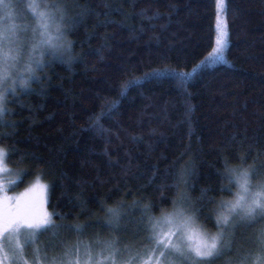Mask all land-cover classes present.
Segmentation results:
<instances>
[{
	"label": "trees",
	"instance_id": "trees-1",
	"mask_svg": "<svg viewBox=\"0 0 264 264\" xmlns=\"http://www.w3.org/2000/svg\"><path fill=\"white\" fill-rule=\"evenodd\" d=\"M29 3L12 0L24 17L16 25L28 28L22 55L27 51L33 70L0 102L7 110L0 147L9 153L12 176L25 174L17 191L43 173L48 211L68 216L56 223H103L117 205L124 206L125 221L138 220L149 203L159 217L179 201L211 198L203 211L208 215L217 202L232 199L220 192L221 186L235 190L224 179L226 163L239 169L246 157L244 168L263 164L264 0H226V62L200 68L216 46V0H46L62 9H45L43 2L40 8L59 16L46 33L59 46L36 52L32 45L41 37L31 31L37 20ZM165 68L192 76L179 85L162 73L121 95L129 81ZM102 112L99 130L93 125ZM214 218L201 220L212 232ZM243 228L217 264L256 254L253 241L264 225ZM63 235L88 242L114 234L96 227L82 237Z\"/></svg>",
	"mask_w": 264,
	"mask_h": 264
},
{
	"label": "snow or ice",
	"instance_id": "snow-or-ice-1",
	"mask_svg": "<svg viewBox=\"0 0 264 264\" xmlns=\"http://www.w3.org/2000/svg\"><path fill=\"white\" fill-rule=\"evenodd\" d=\"M42 2L45 9L52 8L62 13L58 3L48 5L46 0H31L28 4L33 17L37 20L36 28L31 31L33 36L41 37L38 43L32 45L33 52L41 48L52 49L59 46L53 42L54 38L51 35H46L51 25L55 23V16L49 11L40 10ZM0 5L8 7L5 0H0ZM216 8V46L196 65L197 68L226 62L223 55L229 35L225 21L226 0H216ZM10 31L12 30L7 27L0 31V88L3 89L0 92V101H3L10 91H15L14 88L9 89L7 83L12 77L10 70L19 63L24 47L19 34L13 32L10 36L8 34ZM23 31L27 32L28 28ZM55 40H60V37H55ZM43 54L41 52V56ZM36 63L38 67H44L39 61ZM27 70L31 72L33 69L29 66ZM162 73H167L179 85H184L192 76L191 72L176 69H153L137 80L129 81L121 95L126 94L127 87L138 84L141 80L158 78ZM20 83L27 82L21 80ZM6 111V108L0 106V127L4 126L2 118ZM106 115L102 112L96 118L93 127L102 130L100 123ZM8 156V151L0 147V165H6ZM20 162L23 163V160ZM245 163L246 157H242L239 169L230 168L227 163L225 164L224 179H227L229 185L235 187L236 191L233 193L232 187H221L220 192H227L232 199L217 202L208 215H203V211L206 205L213 203L211 198L193 204L177 203L171 211L161 213L159 217L151 215L152 205L149 203L144 205L140 219L125 221L124 215L121 214L124 206L117 205L115 208L107 209L103 223L97 221L95 224H58L56 219L67 220V214L36 211L34 202L29 199L30 193L35 192L37 188L46 194L50 187L41 183L43 173L37 175L35 184L30 189L16 197L7 195L8 191L18 186L13 182L4 189L5 200L0 202V264H15L16 261L30 264L25 257V249L37 244L39 238L47 234H51L52 240L45 247L33 250L34 264H109V262L117 264V257L120 255H130V259L121 260L119 264H133L134 261L140 260H143V264H166V260L167 264H217L224 255L232 251L238 228L264 222V179H258V173L260 169H264V165L257 166L253 161V167L244 168ZM3 172H8L6 166ZM24 175L20 173L17 179L22 181ZM254 180L257 182L253 183ZM206 194L207 190H202L201 199ZM44 202H47L46 195ZM141 203L134 202L132 207H139ZM213 217L214 232L201 223V220L208 222ZM128 224L132 225L131 229L127 227ZM96 227L113 233L114 237L123 234L127 239L105 240L95 236L88 242L77 240L70 243L63 235L71 233L82 237L86 229ZM253 243L256 247L254 256L248 253L241 259L224 261V264H264V228L258 231ZM49 251L54 253L51 257L46 255ZM174 257H180L179 261H174Z\"/></svg>",
	"mask_w": 264,
	"mask_h": 264
},
{
	"label": "rangeland",
	"instance_id": "rangeland-1",
	"mask_svg": "<svg viewBox=\"0 0 264 264\" xmlns=\"http://www.w3.org/2000/svg\"><path fill=\"white\" fill-rule=\"evenodd\" d=\"M5 3L8 5V7H3L2 5H0V31H3L5 29V27L11 29L12 31H10L8 34L11 36L13 32H17L19 34H21V42L24 41L25 39V35L26 32L23 31L25 29L24 26H20L18 27L16 25V20L17 18L20 19H24V17L22 18V14H20V12H17L14 8H12V0H5ZM10 8L9 13H5L4 10ZM225 13H226V9H225ZM27 19V18H26ZM24 43V42H23ZM58 44V43H57ZM27 51L25 53V55L21 56V59L19 61V63L17 64V66L14 69H11L10 71L12 72V77L11 79L8 81L7 83V87L10 88L12 86L13 81H18L19 78H23L22 73L26 72L27 70ZM18 77V78H17ZM3 89L0 88V92H2ZM1 102V101H0ZM264 165V163L262 164ZM7 167L8 172L4 173L3 172V168ZM258 179H264V169H260V172L258 173ZM36 178L30 182L27 186L19 189V191L16 190L17 186L14 188L15 191L14 194L12 195V197H16L19 196L21 193L26 192L28 189H30L34 184H35ZM13 182H15L17 185L19 183V180L14 178L11 174L10 169L8 168L7 164L6 165H0V186H4L5 188L12 184ZM257 181H253V183H256ZM41 183L43 184H47L44 180L41 181ZM18 189V188H17ZM236 191V189L233 191V193ZM46 195L47 198V202H48V190L45 193H41V191L39 190V188L36 189L35 192L30 193L29 195V199L31 201L34 202L35 204V208L36 211H41V210H46L47 209V202H44V196ZM5 200V194L4 196L0 197V202H3ZM49 212V211H48ZM260 224L264 225V222H260V223H255L253 226L248 227L250 230H254L255 228H258L260 226ZM244 226H241L240 228H238L237 230H240L239 233L243 232V228ZM236 230V233H237ZM75 235V234H74ZM70 243L76 242V240L73 239L72 235H68V237H65ZM75 238V237H74ZM111 238H117L120 240H124L121 236L120 237H114V235H112ZM52 240L51 234H47V235H43L39 238V241L37 244L33 245L32 247L26 248L25 249V254L29 255V259H31V263L30 264H34V255H33V250L37 247L43 248L45 247L47 244H49V242ZM123 247V246H121ZM99 250V248H97V251ZM54 253L49 251V254L46 253V255H48L49 257H51ZM95 255V253H94ZM127 255H120L117 257V264H119L120 261L118 260H125ZM123 257V258H122ZM180 257H174V261H179ZM15 264H22V262L17 261V263ZM110 264V262H109ZM139 264H143V260H141V263ZM166 264H167V260H166Z\"/></svg>",
	"mask_w": 264,
	"mask_h": 264
},
{
	"label": "bare ground",
	"instance_id": "bare-ground-1",
	"mask_svg": "<svg viewBox=\"0 0 264 264\" xmlns=\"http://www.w3.org/2000/svg\"><path fill=\"white\" fill-rule=\"evenodd\" d=\"M49 9H50V8H49ZM65 9H66V8H65ZM53 10H56V9H53ZM53 10H51V11H53ZM47 11H48V10H47ZM54 12H55V11H54ZM54 12H53V13H54ZM64 12H65V11H64ZM57 13H58V12H57ZM60 13H61V12H60ZM56 15H57V14H55V17H56ZM62 16H63V14H62ZM57 17L59 18L58 15H57ZM57 17H56V18H57ZM62 18H63V17H62ZM65 19H66V18H65ZM62 20H64V19H62ZM57 22H58V21L56 20V24H55V26L58 25ZM60 24H61V22H60ZM60 24H59V25H60ZM59 25H58V26H59ZM73 25H74V24H73ZM51 26H52V25H51ZM55 26H54V27H55ZM52 27H53V26H52ZM69 28H70V27H69ZM71 28H72V25H71ZM72 29H73V28H72ZM54 42H56V41H54ZM52 49H53V48H52ZM55 50H56V49H55ZM54 52L56 53L57 51H52V52H50V53H54ZM46 54H47V56H48V53H46ZM57 54H58V52H57ZM50 55H51V54H50ZM52 55H56V54H52ZM49 57H50V56H49ZM50 59H51V58H50ZM59 59H60V58H59ZM46 60H47V58H46ZM48 60H49V59H48ZM55 60H56V59H55ZM57 60H58V59H57ZM53 61H54V60H53ZM33 62H34V61H33ZM48 63H49V62H48ZM28 66H29V65H28ZM45 66H46V65H45ZM44 69H45V68H44ZM36 74H37V73H36ZM38 81H39V80H37V82H38ZM28 84H29V83H28ZM5 120H6V119H5ZM261 162H262V161H261ZM263 163H264V162H263ZM245 164H246V163H245ZM245 164H244V165H245ZM240 165H241V164H240ZM244 165H243V166H244ZM246 165H247V164H246ZM248 166L251 167L250 164H248ZM250 167H248V168H250ZM252 167H253V166H252ZM178 168H181V167L179 166ZM246 168H247V167H246ZM32 179H33V178H32ZM32 179H31V180H32ZM27 181H28V180H27ZM25 182H26V181H25ZM26 184H27V183H26ZM19 187H20V186H19ZM22 187H24V186H21V188H22ZM221 187H222V186H221ZM221 187H220V188H221ZM232 190H233V189H232ZM223 196H225V194H224ZM183 200H184V199H183ZM223 200H224V199H223ZM178 201H179V200H177V202H178ZM190 201H191V200H190ZM190 201H189V202H190ZM177 202H176V203H177ZM179 202H180V201H179ZM179 202H178V203H179ZM182 202H183V201H181V203H182ZM184 202H187V201L184 200ZM184 202H183V203H184ZM191 202H192V201H191ZM191 202H190V203H191ZM183 203H182V204H183ZM188 204H189V203H188ZM174 205H175V204H174ZM139 211H142V210L140 209ZM131 213H132V212H131ZM134 214H135V213H134ZM213 218H214V217H213ZM213 221H215V218H214Z\"/></svg>",
	"mask_w": 264,
	"mask_h": 264
},
{
	"label": "flooded vegetation",
	"instance_id": "flooded-vegetation-1",
	"mask_svg": "<svg viewBox=\"0 0 264 264\" xmlns=\"http://www.w3.org/2000/svg\"><path fill=\"white\" fill-rule=\"evenodd\" d=\"M4 189H5L4 186H2V187L0 186V197H1V196H4V194H5ZM14 192H15V191L10 190V191L7 192V195H8V196H12V195L14 194ZM25 257H26V258L29 260V262L31 263V259H29V255H28V254H25ZM118 261H121V260H118ZM15 263H17V261H16ZM139 263H141V260H140V261H134V262H133V264H139Z\"/></svg>",
	"mask_w": 264,
	"mask_h": 264
}]
</instances>
